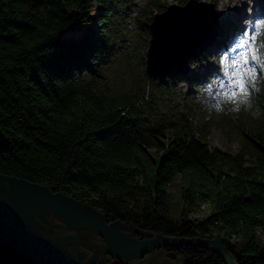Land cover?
I'll use <instances>...</instances> for the list:
<instances>
[{"label":"trees","instance_id":"trees-1","mask_svg":"<svg viewBox=\"0 0 264 264\" xmlns=\"http://www.w3.org/2000/svg\"><path fill=\"white\" fill-rule=\"evenodd\" d=\"M127 1L0 0V173L72 197L108 223L218 239L238 264H264V112L212 114L239 151L211 144V122L169 107L172 93L123 63ZM167 2L149 0L135 17L143 56L154 10ZM257 101L264 108V84ZM179 176L180 205L171 191ZM203 205L210 214L196 218ZM166 250L185 264H226L207 248ZM0 264L36 263L0 245Z\"/></svg>","mask_w":264,"mask_h":264},{"label":"water","instance_id":"water-1","mask_svg":"<svg viewBox=\"0 0 264 264\" xmlns=\"http://www.w3.org/2000/svg\"><path fill=\"white\" fill-rule=\"evenodd\" d=\"M32 1L35 6L45 4V0ZM218 27L219 17L214 4L204 1L189 0L185 5H171L166 11L155 14L150 24L151 39L147 50L149 78L164 81L170 75L189 72V60L203 52L217 36ZM2 138L0 127V142ZM2 190L10 192L14 199L0 197V245L16 250L36 264H95V258L100 254L119 259H136L152 250L182 246L207 248L218 254L226 264H238L229 249L218 239L162 236L140 231L129 224L108 223L99 213L72 197L0 173ZM36 206L44 207L54 218L71 224L72 229L98 235L104 240L106 249L93 254L91 263H84L76 261L75 255L68 260L57 259L58 244L49 245L21 238L13 230L17 231L20 223H34L30 209ZM119 229L151 238L133 241Z\"/></svg>","mask_w":264,"mask_h":264},{"label":"rangeland","instance_id":"rangeland-1","mask_svg":"<svg viewBox=\"0 0 264 264\" xmlns=\"http://www.w3.org/2000/svg\"><path fill=\"white\" fill-rule=\"evenodd\" d=\"M149 0H128L124 4V19L125 23L121 21V24L127 29L128 37H124V42H121L122 48L119 49V54L124 53L122 58L124 59V64L130 67H135L142 65L145 69V60H146V51L144 56L141 55L136 49L139 47L138 39L140 29L135 21V17L140 9L144 8ZM165 1V0H164ZM185 0H168L166 6L172 3H183ZM201 1V0H199ZM207 2H214L218 5L219 2L226 4L224 11H229L227 14L228 17L233 16L238 22L243 21L239 9H242L244 16H251L257 14L258 20L257 23L252 24L245 31L241 32V36H246V39L255 41L253 48L255 49V56L258 57V65L260 72L264 71V0H204ZM165 10V8H163ZM154 12H160L155 9ZM230 32H238L234 30V24H232L231 30L230 23H222L220 25V30ZM252 32V34H251ZM236 34V33H235ZM250 35V37H249ZM75 34L66 33L63 34V38H73ZM122 36H119L121 41ZM236 37V35H235ZM148 45V43H147ZM213 57H216L213 59ZM211 61V66H207V61H200L197 59V63L191 61L193 67H200L199 69L194 70V73H198V80L193 81L187 76L182 77H173L169 76L163 82H154L159 84L160 87L167 89L170 93L173 94L171 101H168L167 104H177V109L182 110H191L200 116L202 112L208 111L211 112L213 108L220 107L224 102H230L231 107L234 111H238L243 108L245 111H250V108H253L251 111L255 116L259 115V111L255 109L254 105H251L250 93L254 92L257 88V79L245 85L246 93H241L238 91L235 97L227 96L222 99L221 105L212 104V101L209 97V92L212 90V87L216 80H220L224 77L222 69H219L220 74H216L215 70L219 68V65H224L221 58L217 57L215 54L208 57ZM207 60V59H204ZM201 63L200 65H198ZM191 65V70H193ZM211 71L210 76L206 75L208 71ZM190 75V74H187ZM216 79H214V77ZM202 123L201 121H197ZM198 127V125H197ZM202 125L199 126L201 129ZM211 144L220 147L223 150H227L232 153L239 151V144L234 138H229L226 132L215 122L211 125ZM182 184L181 177H178L177 184L171 189L174 200L178 205L181 202V193L180 185ZM0 197L5 200H13L14 196L8 191H0ZM34 215V223L23 222L20 223L19 229L13 230L15 234L20 236L23 239L29 241H39L43 244L54 245L58 244V249L56 251V258L61 260H68L73 255L76 256V261H82L84 263H91L92 255L96 252H103L106 249V244L104 240L98 235H95L86 230L78 231L70 227L71 224L64 223L57 218H54L52 214L42 206H36L30 209ZM203 216L210 214V206H207L203 211ZM197 218V217H196ZM104 219V218H103ZM67 224V225H65ZM132 226V225H131ZM134 227V226H133ZM135 228V227H134ZM136 229V228H135ZM121 232L131 231L121 229ZM136 234V233H132ZM139 235V234H138ZM135 235V236H138ZM141 236V235H140ZM146 237L149 239L151 237ZM58 255V256H57ZM187 258L182 255H176L174 252H168L166 249H157L152 250L145 254L142 258L136 259H118V258H105L102 254L98 255L95 258V264H185Z\"/></svg>","mask_w":264,"mask_h":264},{"label":"bare ground","instance_id":"bare-ground-1","mask_svg":"<svg viewBox=\"0 0 264 264\" xmlns=\"http://www.w3.org/2000/svg\"><path fill=\"white\" fill-rule=\"evenodd\" d=\"M226 4L222 3V2H219L218 3V6H217V10H218V17H219V20L221 23H225V24H234L235 26H237L239 29L245 31L249 26H251L252 24H254L257 20H258V15L257 14H253L251 16H244L243 13H242V9L240 8L239 11L241 13V17L243 19L242 23L241 22H238L237 20H235L233 18V16L231 17H228V13L229 11H224V8H225ZM241 35V34H239ZM237 43V41H232L231 44L226 48H222L223 51L219 52L218 49L215 48L214 45H211L210 48H208L205 52V56H206V59H208V57H211V55H216L217 57H222L224 56L223 60L224 61H227V66L224 67V66H221L219 67V69H223L225 72L227 71H232L233 69L236 71H238L239 73H243V68L240 67L239 69H237L234 65H233V60L237 59V57H234L231 56V54H228V51L230 50L229 48H234L235 47V44ZM242 52V51H240ZM237 53L239 52H235V54L237 55ZM194 62L197 63V59H194ZM210 62V60H209ZM208 63V62H207ZM209 66H211L209 63H208ZM193 67V66H192ZM194 70H196L195 67H193V70L190 72V75L188 76L187 75V78L188 77H192L193 75H197L198 73H194ZM236 71V72H237ZM216 73L220 74L219 71H216ZM207 207V205H203L202 206V212H200L199 214L195 215V217H204L203 216V211L204 209Z\"/></svg>","mask_w":264,"mask_h":264},{"label":"snow or ice","instance_id":"snow-or-ice-1","mask_svg":"<svg viewBox=\"0 0 264 264\" xmlns=\"http://www.w3.org/2000/svg\"><path fill=\"white\" fill-rule=\"evenodd\" d=\"M238 46H239V45H238ZM232 50L235 51V49H232ZM253 59H255V57H253ZM244 62L246 63L247 61L245 60ZM232 63H233V65H234L237 69H239V68L241 67V61H240V59H235V60H233ZM236 74L239 75V76H241V78L238 79V80L232 81V82L235 83V84L237 85V89L239 90V92H241V93H246L245 84H244V81H243V79H242V73L237 72ZM236 94H237L236 91H233V92H232V96H233V97H235Z\"/></svg>","mask_w":264,"mask_h":264},{"label":"flooded vegetation","instance_id":"flooded-vegetation-1","mask_svg":"<svg viewBox=\"0 0 264 264\" xmlns=\"http://www.w3.org/2000/svg\"><path fill=\"white\" fill-rule=\"evenodd\" d=\"M120 230V232H121V229H119ZM87 232H89V231H87ZM122 234H124L125 236H127L128 238H130L131 240H133V241H137V242H140V241H143V240H145V238L146 237H143V236H140V235H138V234H132V233H129V232H121ZM135 235H138V236H135ZM99 237V236H98ZM105 258H107V257H110V258H117L116 256H109V255H107V256H104ZM119 259V258H118Z\"/></svg>","mask_w":264,"mask_h":264}]
</instances>
